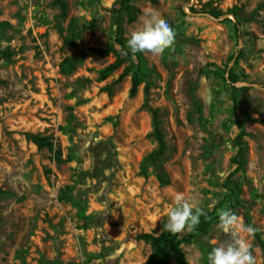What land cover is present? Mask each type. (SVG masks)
<instances>
[{
	"label": "rangeland",
	"instance_id": "obj_1",
	"mask_svg": "<svg viewBox=\"0 0 264 264\" xmlns=\"http://www.w3.org/2000/svg\"><path fill=\"white\" fill-rule=\"evenodd\" d=\"M65 1L64 14L56 0H0V24H8L0 25V53H12L0 60V192L13 194L0 196V264H140L152 249L137 236L164 231L177 195L206 214L231 194L217 216L228 209L264 239V0H133L140 14L133 23L123 19L124 39L151 12L175 32L159 57L135 58L114 40L117 0ZM235 7L244 20L240 36L233 15L206 13ZM73 33L76 42L66 45ZM108 46L126 59L99 82L98 71L118 55L95 53ZM137 56L144 76L130 97L131 75L119 78L127 66L139 70ZM66 58L79 61L70 75L61 71ZM225 69L239 76L236 111L233 86L216 73ZM147 85L167 150L144 175L141 164L157 148L152 115L142 109ZM237 118L248 132V163L239 173ZM27 132L53 136L67 161L58 165ZM215 225L207 235H182L190 264H207L228 239ZM238 235L253 264H264L253 233Z\"/></svg>",
	"mask_w": 264,
	"mask_h": 264
},
{
	"label": "trees",
	"instance_id": "obj_2",
	"mask_svg": "<svg viewBox=\"0 0 264 264\" xmlns=\"http://www.w3.org/2000/svg\"><path fill=\"white\" fill-rule=\"evenodd\" d=\"M56 3L60 5L62 12L65 14L67 12L68 3L65 0H56ZM264 4H260L258 6V10L260 7H262ZM113 17L115 20V26L117 27L118 35L114 38L115 42L123 47V50L126 51V39L122 37V22L123 19L126 18L128 23H133L137 20L140 9L133 3V0H117L113 7L111 8ZM240 11L239 8L235 7L227 12H221L216 9H209L207 10V15L211 16L215 19H220L223 15H233V17L236 19L235 22V30L237 32V35L240 36L241 34V27L244 24V20H242L239 17L238 12ZM257 10H255L253 13L256 14ZM73 23V22H72ZM0 25H8L7 23H3ZM73 25V24H72ZM78 35L73 33L70 37L65 38L64 43L66 45H74L76 42ZM95 53L102 58H105L109 56L112 53L118 54L116 49L113 46H108L105 49H97ZM131 58V54H128ZM242 55V54H240ZM12 53L9 50H6L2 53H0V60L6 59L8 61L11 60ZM125 57H123L121 54L117 55L116 60L105 66L104 68L100 69L98 71V81L104 82L106 81L114 72H116L118 69H120L124 63H125ZM233 58L231 57V60ZM137 61L139 62L138 71H134L132 66H127L123 73L120 76V80L123 79L126 76L131 75V89H130V97H135L138 92V87L140 86L142 82V77L144 76V72L141 71L142 69V59L140 56H137ZM78 60L66 58L61 63V71L63 74L70 75L72 72L76 69L78 65ZM225 82H230L231 86H233V101H234V111L240 106V89L235 86L236 83H238L239 76L233 71V70H223V71H217L216 72ZM225 74H228L226 77ZM104 91L108 92V94L112 95V86L106 85L103 88ZM142 109H148L152 115L153 119V132L151 136L155 139L157 142V148L153 150L142 162L141 168L142 173L146 175V168L147 165H154L157 166L160 164L162 157L165 155L167 150V144L165 140L164 133L162 131L161 126V119L159 114V109L154 108L151 105V98H150V88L149 85L145 87V99L144 103L142 105ZM237 122L240 128V131L236 137L235 144L237 148L236 155L234 156L232 162L234 166L236 167L235 173H239L241 171H244L247 166V152H248V145L246 141V137L248 136V132L246 128H244V124L237 118ZM27 140L36 145L39 149H47L53 154V159L58 165L63 164L67 160L63 156V151L60 145H58L54 139L53 136L50 135H41L36 133L27 132L26 133ZM159 167L163 170V166L159 165ZM158 179L161 183V185H167L168 180L163 176L159 175ZM230 193L235 194L236 192L234 188L229 187ZM0 196L8 195L12 196L13 194L11 192H0ZM230 197L231 194L227 196L226 199H224L221 203H219V206L213 211L206 214H203L199 217V223L194 227L192 231L207 235L211 232L213 226L218 221L217 216V210L220 208H223L225 203H230ZM255 231L253 233L254 238L256 240V243H258L262 249H264V239L262 238V235L260 231L258 230L255 225L252 223H249ZM137 239L140 241H144L145 243L149 244L151 246V253L147 257V259L140 263V264H170L172 261H176L179 264H190L184 251L182 250V246L189 241L185 237H183L181 234H170L168 232H161L159 235H152V233H142L137 236Z\"/></svg>",
	"mask_w": 264,
	"mask_h": 264
},
{
	"label": "clouds",
	"instance_id": "obj_3",
	"mask_svg": "<svg viewBox=\"0 0 264 264\" xmlns=\"http://www.w3.org/2000/svg\"><path fill=\"white\" fill-rule=\"evenodd\" d=\"M175 38L174 30L155 13H146L138 29L131 31L126 39L127 53L133 58L137 53L159 57L165 49L172 46ZM123 51V49H122ZM202 208L196 202H188L180 195L174 198L173 206L167 211L166 219L162 221V229L170 234H187L199 223L203 215ZM216 229L225 233L228 239L212 248L207 254V264H253L249 245L240 238L241 231L252 234L255 229L242 226L238 218L230 210L218 212Z\"/></svg>",
	"mask_w": 264,
	"mask_h": 264
}]
</instances>
